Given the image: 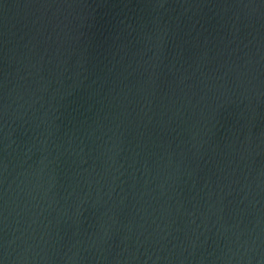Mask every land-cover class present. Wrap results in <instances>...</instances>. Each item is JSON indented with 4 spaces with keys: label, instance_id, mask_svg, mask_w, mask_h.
Wrapping results in <instances>:
<instances>
[{
    "label": "water",
    "instance_id": "95a60500",
    "mask_svg": "<svg viewBox=\"0 0 264 264\" xmlns=\"http://www.w3.org/2000/svg\"><path fill=\"white\" fill-rule=\"evenodd\" d=\"M0 264H264V0H0Z\"/></svg>",
    "mask_w": 264,
    "mask_h": 264
}]
</instances>
